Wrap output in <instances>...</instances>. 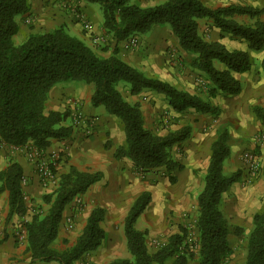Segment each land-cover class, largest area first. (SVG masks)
I'll return each mask as SVG.
<instances>
[{"label":"trees","instance_id":"1","mask_svg":"<svg viewBox=\"0 0 264 264\" xmlns=\"http://www.w3.org/2000/svg\"><path fill=\"white\" fill-rule=\"evenodd\" d=\"M98 5L102 15L103 30L116 43L135 34L148 32L153 25L168 24L176 36L179 47L195 57L191 67L204 73L211 85L205 98L179 89L171 83L145 74L122 59L114 47L112 54L101 57L83 40L70 35L65 25L49 31H31L20 42L14 41L19 30V19L28 14L27 0H0V145L14 148H32L43 151L51 139L64 140L73 132L74 111L45 110L49 91L58 83L80 81L92 85L90 104L103 106L105 111L118 118L122 124L124 142L114 148L117 160L128 158L135 172L143 174L163 166L168 180L175 181L174 173L183 165L171 155L174 145L185 141L191 133L190 125L160 135L144 125L138 103H130L119 87L130 95L145 90L163 94L176 111L193 109L203 113L218 112L210 99L218 93L236 94L241 84L233 73L247 71L251 57L247 51L229 50L218 41H206L198 32V20L211 19L221 37L243 38L250 50L264 48V23L239 24L231 17L245 14L254 17L263 11L248 6L228 5L210 8L200 0H164L143 7L130 0H83ZM32 28V27H30ZM223 65L222 69L215 65ZM264 75V56L259 60ZM264 128V107H251ZM109 148V144H105ZM230 154L226 130H219L210 144L209 162L203 178V187L197 195V249L186 241L187 230L179 227L177 233L167 237L166 243L150 252L146 245L145 231L135 228V221L150 201V192L142 191L133 200L123 221V233L131 259L112 260L106 264H224L230 259L232 248L228 235L244 236L245 229L230 224L222 212L223 193L240 178V171L223 172L225 160ZM264 174V158L261 167ZM101 178L99 172L81 171L70 166L59 174L54 189L41 195V202L48 207L37 211L22 222L25 232L29 264L55 261L58 264H74L86 253L96 249L104 238L101 222L102 207L93 208L74 243L58 249V237L62 214L72 200L85 193ZM23 171L20 164L8 158L0 169V192L6 190L9 197L8 215L24 216L27 205L22 189ZM6 235L0 237V244ZM242 264H264V207L251 217L247 230Z\"/></svg>","mask_w":264,"mask_h":264},{"label":"crops","instance_id":"2","mask_svg":"<svg viewBox=\"0 0 264 264\" xmlns=\"http://www.w3.org/2000/svg\"><path fill=\"white\" fill-rule=\"evenodd\" d=\"M27 1L30 5L29 14L32 15V24L34 28L32 30L24 29V27L19 25V30L14 36L15 42L22 41L31 31H49L58 26L65 25L66 30L70 35L83 40L96 54L106 57L112 54L114 47H116V55L124 62L136 68H141L142 71L147 68V70L158 73V76L161 77V79L169 82L171 77L162 74L161 69L165 66L170 69L171 67L169 66H175V63L172 61L173 57L176 56V59L181 57L183 63L186 65L195 57L193 54L181 50L176 36L166 24H156L146 33L135 34L138 41H140V45L138 48L130 50L123 46L124 40L116 43L111 35L103 30V19L100 9L93 3H87L83 0ZM163 1L164 0H130L131 3L143 7L152 6ZM200 1L207 7L213 9L226 7L228 5H240L263 11V13L261 12L254 17L245 14H234L231 18L239 24L250 25L255 21H261L264 23V0ZM74 8L80 10L83 17L90 22V33L85 30L83 31L81 22H79L73 14ZM198 32L204 40L221 42L229 50L246 51L248 49L247 43L243 42L242 39L233 38L226 34L221 37L220 29L213 25L211 19H199ZM95 37L102 39V41L99 42L101 45H92V40ZM260 52H262L260 56L261 59L264 56V48ZM169 61L171 62L169 63ZM139 62L140 65L138 64ZM143 64H145V66H143ZM215 66L219 69L223 68V65L219 63ZM188 72L201 74L196 69H189ZM233 74L236 77L237 73ZM262 76L264 77L263 74ZM236 78H238V75ZM121 87H119L120 90ZM92 89V85L90 84H85L80 81H66L58 83L49 91L45 104L46 111H63L65 108L73 109V107H76L83 115H85V117H95L96 120L91 128L92 134L89 136L81 135L83 125H78L80 127H73L72 135L69 138L64 140L51 139L50 145L45 150L39 151L40 153L45 154L50 152H58L60 154L59 162L57 163L58 173L65 172L69 166H73L81 171L99 172L101 174V178L93 183L82 195V198L87 203L85 208L77 212V210L71 206V202L65 207L62 214L61 224L64 223L65 218L70 214L73 217V221L77 223V228L75 229L77 232L72 239V241H75L76 237L83 229L90 211L95 207H102L104 209V217L101 222V227L103 228L105 235L102 242L96 249L87 253L81 261L75 262L74 264H106L112 260L131 259L123 233V221L132 204L131 202H133L132 197L134 194L132 195L131 200L126 198L125 204H123V202L124 197L132 193V191L128 190L130 185L133 184L137 188L142 187L140 184L141 181L137 176L140 175V173L133 170L131 161L126 158V160L122 162L120 159L117 160L113 157L114 148L124 142L123 129L117 118L108 114L103 106H92L90 104ZM145 92L150 94V96H159L152 91H143L137 95H130L127 89H125L124 93L122 92L128 102L138 103L140 105L144 125L148 119L147 116L149 115L150 110L153 109L147 104L148 102H144L140 98V95L145 94ZM106 143L109 144V148H105ZM30 150V147H0V169L7 165L8 158L16 160L22 168V189L24 200L28 207L24 216H18L14 213L9 216L8 192L6 190L0 192V237L6 235L5 240L0 244V264H29L30 254L25 251L26 240L20 239L18 232L22 229V222L28 220L33 213L34 201L39 200V196L46 192V186L49 184H45L41 181L36 170L35 158L30 154ZM32 151L34 152L35 149H32ZM181 164L183 165V163ZM49 186H47V188ZM182 193L187 195V191H182ZM179 195L180 192H178V194L172 193L171 198ZM108 199L110 201H108ZM178 210L179 209L176 208L172 214L174 215V221L179 223L178 216L181 212ZM156 213L159 216L157 219L158 222L159 220L163 222L166 217L161 216V210L160 213L159 211H155L154 213L152 210L146 211L145 208L136 219L134 225L135 228L139 231H146L148 229L147 231L150 235L164 232L163 234L168 236L178 232L179 227H181L178 223V225L175 223L170 227L169 225L164 226L163 229H159L158 225L155 227L153 218H157ZM163 213L166 214L164 211ZM246 221V228L250 229L251 216H247ZM233 223L240 225L242 221L236 218L233 220ZM73 234L74 233H71L70 230H65L63 226L60 225L57 239L59 238L63 242L65 241V243H69L71 246L73 242L70 241V236ZM238 238L239 237L234 235L228 236L230 246L235 240H238ZM155 250L156 249L154 248L149 251L154 252ZM233 254H231L230 259L224 264H234ZM243 257L244 251H242L239 257V264H242ZM236 259L237 257H235V260ZM32 264L58 263L50 261L45 263L35 262ZM166 264H171V261H167ZM187 264H195V262L189 260Z\"/></svg>","mask_w":264,"mask_h":264},{"label":"rangeland","instance_id":"3","mask_svg":"<svg viewBox=\"0 0 264 264\" xmlns=\"http://www.w3.org/2000/svg\"><path fill=\"white\" fill-rule=\"evenodd\" d=\"M19 25L24 27V29L32 30L34 28L32 24V15L28 13L21 16ZM132 36L136 37L135 35ZM239 39L247 43L243 38ZM101 41V38H99L97 42L92 41V45H101L99 43ZM139 45L140 41L137 39L136 46L127 49L133 50L138 48ZM246 51L251 57V66L247 71L237 73V79L241 84V90L236 94L218 93L214 98L210 99L211 103L218 108L216 114L198 112L190 108L183 111H176L171 107L163 94H159L153 90L145 91H152L159 96H150V94L146 92L140 95L141 100L148 102L147 104L153 108L150 110L147 116L148 119L145 122V125L152 131L163 135L188 124L191 127V133L185 141L174 145L171 149L172 156L180 163H183V168L174 173L175 181L170 182L168 180L167 172L163 166L152 169L147 173L137 175L141 181L140 184L142 187L137 188L130 183L132 185H130L128 190L132 191V193L124 197L123 202V204H125L126 198L131 200L133 194L132 200L142 191H149L150 201L145 207L146 211L152 210L154 213L155 211H159L160 213L161 210V216L166 217L163 222L160 220L158 222L157 219L159 216L157 213V218H153L155 227L158 225L159 229H163L164 226L167 225L170 227L172 224L178 223L174 221V215L172 214L175 209L178 208V211L181 212L178 216V224L187 230L186 241H188L191 249L196 250L197 232L195 220L197 215V195L203 187V178L210 157V144L216 138L219 130H226L230 154L224 162L223 172L225 174H231L239 170L240 178L223 193L221 209L230 224L236 225L233 223V220L238 218L242 221L240 226L245 229L244 236L239 237L238 240H235L231 244L232 254L235 252L232 255L234 256V264H239V257L242 251H244L246 243L245 236L248 230L245 225L247 216L252 217L255 212L264 207V174L261 170L264 158V128L251 109L253 105L264 107V77L262 76L259 66V59L262 52H256L249 48ZM172 61L175 63V66H169L171 69L166 66L161 69L162 74L171 77L170 82H167L179 89L205 98L211 85L206 75L197 69L196 70L201 74L188 72L189 69L192 70L194 68L191 67V62H188L189 65L184 64L181 57L176 59L175 56L172 58ZM170 62L171 61H169V63ZM138 64L140 65V62ZM143 66H145V64H143ZM139 69L142 70L141 68ZM143 71L149 76H155L161 79L158 73L147 70V68ZM121 90L123 93L125 92L123 87H121ZM76 109V107H73V111ZM117 120L122 127L120 120L118 118ZM78 127L80 126H76V128ZM84 128L83 126L81 135L89 136L92 134L91 130L86 132ZM30 149L32 157L37 159L45 158V163L51 165L50 167L57 179L60 174L57 172L59 158L55 160L54 164H51L50 158L46 157L45 153H40L39 151L33 152L32 148ZM120 160L124 162L126 158ZM56 183L57 180L54 184L49 183L47 186H51L48 188L46 186L45 191L49 192L54 189ZM182 191H187L188 196L183 194ZM178 192H180L179 196L171 198L172 193L178 194ZM82 195L72 200L71 206L76 209L77 212L83 210L87 205ZM40 197L41 196L38 198L39 200L34 201L33 207L37 208L39 212H45L48 206L41 202ZM108 201L110 200L108 199ZM163 211L166 214H164ZM61 225L65 230H70L71 233H74L70 236V241L74 243L72 239L77 232V230H75L77 228V223L73 221L71 214L65 218L64 223ZM147 230L145 231V240L148 250L157 249L166 243L169 235H164V232L150 235ZM230 235L233 234H229L228 236ZM24 239L25 238L22 240ZM55 246L61 250L70 247L69 243H65V241L63 242L59 238L56 240ZM85 255L76 262L81 261ZM235 257H237L236 260ZM167 261L172 260L168 259ZM191 261L195 262V260Z\"/></svg>","mask_w":264,"mask_h":264},{"label":"built area","instance_id":"4","mask_svg":"<svg viewBox=\"0 0 264 264\" xmlns=\"http://www.w3.org/2000/svg\"><path fill=\"white\" fill-rule=\"evenodd\" d=\"M73 14L78 19V21L81 22L83 30L90 33L91 32V24L89 21H87L83 17L80 10L74 8ZM98 40H99V37H95V38H93L92 41L97 42ZM136 44H137V39H136V37H133V36L128 37L123 42V46L125 48L134 47V46H136ZM95 120H96L95 117H91V116L85 117V115H83L80 112V110H78V109H76L74 111V115L72 118L74 126L83 125L85 127L84 129L86 130V132L91 130ZM0 147H2V145H0ZM35 152H36V150H35ZM46 157L50 158L51 164H54L55 160H57L60 157V154L58 152H50V153H48V155L46 154ZM35 166H36V170H37V172L41 178V181H43L45 184H48V183L54 184L56 182L55 174L53 173V171L50 167L51 165H48L47 163H45V158H42V159L35 158ZM22 182H23V180H22ZM18 236L20 239H23L25 237V232H24L23 228L20 229V231L18 232Z\"/></svg>","mask_w":264,"mask_h":264},{"label":"bare ground","instance_id":"5","mask_svg":"<svg viewBox=\"0 0 264 264\" xmlns=\"http://www.w3.org/2000/svg\"><path fill=\"white\" fill-rule=\"evenodd\" d=\"M159 191H161V190H159ZM164 192V191H163Z\"/></svg>","mask_w":264,"mask_h":264}]
</instances>
